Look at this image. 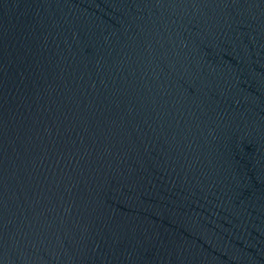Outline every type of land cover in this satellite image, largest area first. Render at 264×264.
<instances>
[{"label": "water", "instance_id": "water-1", "mask_svg": "<svg viewBox=\"0 0 264 264\" xmlns=\"http://www.w3.org/2000/svg\"><path fill=\"white\" fill-rule=\"evenodd\" d=\"M0 264H264V0H0Z\"/></svg>", "mask_w": 264, "mask_h": 264}]
</instances>
